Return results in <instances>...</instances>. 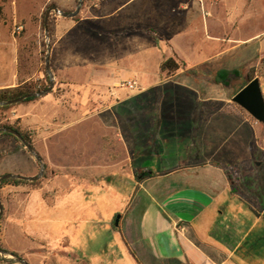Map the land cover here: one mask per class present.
Returning a JSON list of instances; mask_svg holds the SVG:
<instances>
[{
  "label": "crops",
  "instance_id": "obj_1",
  "mask_svg": "<svg viewBox=\"0 0 264 264\" xmlns=\"http://www.w3.org/2000/svg\"><path fill=\"white\" fill-rule=\"evenodd\" d=\"M201 1L207 7L204 17L200 0L84 4L80 22L96 30L101 36L97 39L73 18L56 17L50 24L55 57L51 68L57 79L73 85L87 82L84 71L91 70L95 61L108 68L110 79H134L141 86L130 96L134 107L118 124L125 160L130 165L134 161L133 169L145 172L135 184L130 206V225L141 244V264H238L234 258L259 249L257 241L264 238V168L259 162L264 149L253 131L255 124L236 104L221 98L214 100L218 104H207L205 88L174 80L184 73L181 62L188 72L185 76L195 80L200 74L195 71L212 60L218 70L238 68L244 61L251 63L249 69H259L264 44H253L258 35L247 39L223 35L238 34L245 26V16L259 15L254 8L259 0H251L246 10L232 4L225 9V17ZM156 37L179 52H160ZM207 44L216 49L213 57L206 55ZM244 53L246 58L241 61ZM167 59L178 65L175 72L161 71ZM0 64V91L35 77L34 73L20 75L15 47L9 65L4 60ZM258 79L264 82V77ZM149 95L152 106L143 109L147 110L144 114L138 99ZM166 103L175 113L171 125L159 115L160 105ZM36 108L19 105L14 114L23 119ZM171 130L176 137L169 136ZM86 141V153L93 155L96 142L93 137ZM105 144L109 143L102 144L103 152L109 149ZM72 153L71 159L78 158V149ZM231 161L234 164L229 165ZM24 162L26 170L14 169L13 174L34 177L35 163ZM24 258L30 263L29 257Z\"/></svg>",
  "mask_w": 264,
  "mask_h": 264
},
{
  "label": "rangeland",
  "instance_id": "obj_2",
  "mask_svg": "<svg viewBox=\"0 0 264 264\" xmlns=\"http://www.w3.org/2000/svg\"><path fill=\"white\" fill-rule=\"evenodd\" d=\"M206 1L224 17L225 9L232 4L238 3L242 6L239 9L246 10V6L251 3V0ZM200 4L203 17L207 16V7H203L201 0ZM52 5L60 12L71 13L76 10L78 0H0V63L4 60L9 65L12 48L15 47L20 75L34 73L32 80H41L49 47L50 59L52 56L50 69L52 65L55 67L50 24L51 20L61 16L51 12L47 33L44 30L45 12ZM254 6L260 12L259 15L245 16V26L238 34L230 32L223 35L240 39L258 35L253 44H264V0L256 1ZM83 11L82 3L73 20L97 39L99 36L96 30L80 22ZM252 21L256 22L255 25L248 26ZM18 24L24 28L19 36L13 34V28ZM155 39L160 52L172 55L179 52L167 48L168 45L159 38ZM215 52L216 49L207 44V57H213ZM245 58L246 53L241 56V61ZM93 64L91 70L84 71L89 80L74 85L57 79L55 69H52L51 92L8 110H0V128H12L26 136L45 168L37 181L5 183L0 187L3 207L0 217V248L24 259L28 264H141L138 258L141 244L135 237L133 225H130V206L136 194L135 184L144 178L145 172L133 169L134 161L130 165L125 160L126 153L119 144L122 134L118 129L126 111L134 107L135 101L130 96L138 92L141 86L134 79L119 76L110 79L107 67L95 61ZM178 64L180 72L184 73L174 78L175 81H185L194 87L205 88L207 104H218L214 100L221 98L233 105L231 99L246 84L245 75L251 65L244 61L237 68L242 70L241 79L233 83L232 88L223 89L213 82V75L219 67L213 60L195 71L200 73L196 80L185 76L188 72L183 62ZM259 82L264 96V82ZM138 100L137 105L145 114L152 106L151 95ZM19 105L37 108L21 119L14 114ZM160 106L161 119L171 125L176 121L172 117L175 115L174 110L167 103ZM148 114L149 117L153 115L152 112ZM243 116L255 124L253 131L256 132L259 146L264 149V124L257 123L245 112ZM170 133V137H176L174 131ZM88 137H93L96 142L93 155L86 153ZM104 140L109 143L105 144L109 149L107 147L103 152L101 146ZM79 142L84 145L77 146ZM73 149H78V158L71 159ZM26 159L35 163L33 176H36L40 170L39 164L23 144L12 137L0 135V177L15 175L14 169L22 172L26 170ZM259 162L264 168V152ZM230 164L234 163L231 161ZM117 216L119 219L116 226ZM257 243L261 244L259 249H253L247 254L242 252L234 261L238 264H264V238ZM25 256L29 257L30 263ZM3 258L9 257L0 255V264H6Z\"/></svg>",
  "mask_w": 264,
  "mask_h": 264
},
{
  "label": "water",
  "instance_id": "obj_3",
  "mask_svg": "<svg viewBox=\"0 0 264 264\" xmlns=\"http://www.w3.org/2000/svg\"><path fill=\"white\" fill-rule=\"evenodd\" d=\"M83 0H78V5L76 7V10L71 13H65V12H60V10L52 5L50 6L46 12H45V18H44V30L45 33H47V23H48V18L50 16L51 12H54L56 14H59L63 18H74L80 11V7L82 6ZM45 70L46 73L50 79V86L42 92L38 93H32L29 95H26L22 98L13 100V101H0V107L8 106V105H15L23 102L26 99L30 98H40L42 96H45L49 92H51L53 88V76L51 73L50 69V49L48 47L47 54L45 56ZM231 101L236 104L238 107H240L242 110H244L251 118H253L257 123L259 124H264V97L262 94L260 82L258 78H254L250 82H248L240 91H238L234 97L231 99ZM0 133H7L12 136H14L17 140H19L23 146L26 148V150L34 157L36 162L39 164L40 170L39 173L34 176V177H24L20 175H10L6 174L0 177V182L8 179H15V180H21V181H29V182H34L39 180L43 173H44V164L39 157V155L34 151L32 146L27 143L21 135L13 130L12 128H0ZM3 212V207L0 202V217ZM119 216L116 217L115 220V225L117 226ZM0 255L5 257L8 256L9 258H3V262L6 264H11V263H18V264H28L24 259L15 256L13 254H10L2 249H0Z\"/></svg>",
  "mask_w": 264,
  "mask_h": 264
},
{
  "label": "trees",
  "instance_id": "obj_4",
  "mask_svg": "<svg viewBox=\"0 0 264 264\" xmlns=\"http://www.w3.org/2000/svg\"><path fill=\"white\" fill-rule=\"evenodd\" d=\"M83 4H84V2H83ZM263 65H264V59L262 61V65L260 66L259 69H254V68L252 69L251 68V69H249L246 72V75H245L246 84L248 82H250L251 80H253L255 77H258V78H263L264 77ZM160 69H161V71H167L168 73L169 72H175L178 69V65L172 59H167L161 64ZM43 72H44V77L41 80H32L31 79L28 82L19 85L18 87L0 91V101H13V100L22 98V97H24L26 95H29V94H32V93H38V92L45 91L48 88V86H49V78H48V75L46 73L45 67L43 69ZM241 74H242V70L241 69H237V68H233V69H226V68L219 69L213 75V82L216 85L221 86L223 89H230V88H232L233 83H235V82H237V81H239L241 79ZM241 89H239V91ZM34 99L35 98L26 99V100H24L23 102H21L19 104L27 103V102H30V101H32ZM15 105H18V104H15ZM15 105H8V106L0 107V110H2V111L8 110V109L12 108ZM15 131H17V130H15ZM19 134L21 135V137L27 143H29V141H28L26 136H24L21 133H19ZM0 135H5V136H8V137H12L17 142L21 143L19 140H17L14 136H12L10 134L0 133ZM30 156H32V155L30 154ZM26 182L27 181L8 179V180H4V181L0 182V187L3 184H5V183L20 184V183H26ZM13 255H15V254H13Z\"/></svg>",
  "mask_w": 264,
  "mask_h": 264
},
{
  "label": "built area",
  "instance_id": "obj_5",
  "mask_svg": "<svg viewBox=\"0 0 264 264\" xmlns=\"http://www.w3.org/2000/svg\"><path fill=\"white\" fill-rule=\"evenodd\" d=\"M101 1L103 0H83L84 4H87L91 7H97ZM176 1H179V2H183V1H186V0H176ZM24 31V28L22 25L18 24V25H15L14 28H13V34L14 35H21ZM130 87H132L131 85H129Z\"/></svg>",
  "mask_w": 264,
  "mask_h": 264
}]
</instances>
